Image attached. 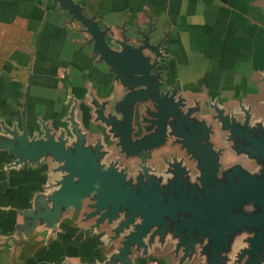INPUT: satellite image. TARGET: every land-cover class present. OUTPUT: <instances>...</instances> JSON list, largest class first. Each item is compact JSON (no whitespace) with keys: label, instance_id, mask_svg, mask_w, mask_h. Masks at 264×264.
Instances as JSON below:
<instances>
[{"label":"water","instance_id":"water-1","mask_svg":"<svg viewBox=\"0 0 264 264\" xmlns=\"http://www.w3.org/2000/svg\"><path fill=\"white\" fill-rule=\"evenodd\" d=\"M90 37L92 51L119 82L117 101L94 102L100 122L125 158H140L168 143L181 154L163 160V168L137 163L133 171L117 160L102 140L88 142L70 115L69 134L43 126L41 137L1 126L0 151L13 166L50 160L59 178L48 194H38L21 212L15 236L19 242L35 229L55 232L61 219L77 212L89 232L107 228L116 251L103 264H131L154 246H170L174 264H264V117L208 106H189L175 88H164L158 67L165 58L151 29L135 32V42L101 28L73 0H51ZM219 132L222 146L212 138ZM139 133V136H135ZM235 161L224 163V157ZM233 158V159H234ZM14 242L13 239H11Z\"/></svg>","mask_w":264,"mask_h":264},{"label":"crops","instance_id":"crops-1","mask_svg":"<svg viewBox=\"0 0 264 264\" xmlns=\"http://www.w3.org/2000/svg\"><path fill=\"white\" fill-rule=\"evenodd\" d=\"M84 14L95 16L113 37L135 42V32L151 29L165 57L158 70L164 88H175L189 106L199 103L207 120L210 105L238 112L243 106L253 119L264 117V0H73ZM123 94L108 67L93 53L83 27L51 0H0V134L1 126L30 137L69 132L78 124L88 142L102 140L131 171L137 163L158 169L163 160L181 154L170 143L140 158H125L106 128L95 121L94 102L117 101ZM135 136H139L137 133ZM217 132L212 141L222 146ZM0 151V264H103L116 251L107 228L89 232L77 212L65 215L55 232L35 229L19 242L16 226L38 194H48L59 178L50 160L13 166ZM126 163V164H125ZM14 242H12V240ZM170 246H154L131 264H174Z\"/></svg>","mask_w":264,"mask_h":264},{"label":"rangeland","instance_id":"rangeland-1","mask_svg":"<svg viewBox=\"0 0 264 264\" xmlns=\"http://www.w3.org/2000/svg\"><path fill=\"white\" fill-rule=\"evenodd\" d=\"M234 157H231L230 155H229V157L227 158V157H224V163L225 164H228V163H230V162H233V161H235V158L233 159ZM126 164V163H125ZM128 165V164H127Z\"/></svg>","mask_w":264,"mask_h":264},{"label":"flooded vegetation","instance_id":"flooded-vegetation-1","mask_svg":"<svg viewBox=\"0 0 264 264\" xmlns=\"http://www.w3.org/2000/svg\"><path fill=\"white\" fill-rule=\"evenodd\" d=\"M172 146H175V145H172Z\"/></svg>","mask_w":264,"mask_h":264}]
</instances>
